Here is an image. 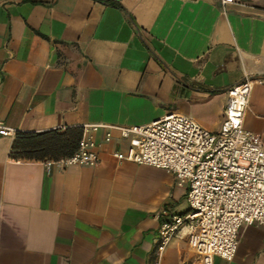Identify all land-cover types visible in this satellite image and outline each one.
<instances>
[{"label":"crops","instance_id":"obj_1","mask_svg":"<svg viewBox=\"0 0 264 264\" xmlns=\"http://www.w3.org/2000/svg\"><path fill=\"white\" fill-rule=\"evenodd\" d=\"M0 0V121L28 133L147 125L169 114L211 131L229 87H253L245 127L264 146V0ZM91 131L95 165L48 172L0 135V264H202L186 229L159 256L163 219L189 209L174 173L119 161L129 141ZM264 264V226L245 224L232 260Z\"/></svg>","mask_w":264,"mask_h":264},{"label":"built area","instance_id":"obj_2","mask_svg":"<svg viewBox=\"0 0 264 264\" xmlns=\"http://www.w3.org/2000/svg\"><path fill=\"white\" fill-rule=\"evenodd\" d=\"M247 0H218L222 12ZM253 79L229 87L224 119L211 131L195 119L169 113L147 125L87 124L77 150L69 157L45 161L48 172L69 165H95L100 144L91 131H119L129 141L126 151L117 149L119 160L151 165L175 174L188 185L189 209L162 220L158 231L159 256L171 239L186 229L190 247L202 264L215 258L232 260L238 253L239 235L245 224L264 226V146L259 134L245 127ZM18 130L0 121L1 136H16ZM154 264H161L160 260Z\"/></svg>","mask_w":264,"mask_h":264},{"label":"trees","instance_id":"obj_3","mask_svg":"<svg viewBox=\"0 0 264 264\" xmlns=\"http://www.w3.org/2000/svg\"><path fill=\"white\" fill-rule=\"evenodd\" d=\"M125 10L118 0H98ZM83 135L81 127L51 130L41 133L18 131L14 143L15 154L27 159L45 160L69 157L77 150Z\"/></svg>","mask_w":264,"mask_h":264}]
</instances>
